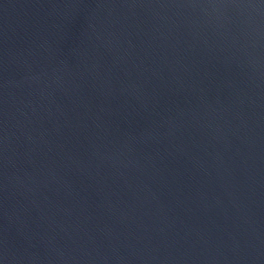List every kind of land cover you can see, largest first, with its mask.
<instances>
[{
	"label": "water",
	"instance_id": "water-1",
	"mask_svg": "<svg viewBox=\"0 0 264 264\" xmlns=\"http://www.w3.org/2000/svg\"><path fill=\"white\" fill-rule=\"evenodd\" d=\"M0 264H264V0H0Z\"/></svg>",
	"mask_w": 264,
	"mask_h": 264
}]
</instances>
